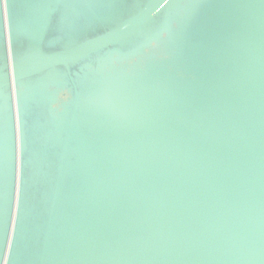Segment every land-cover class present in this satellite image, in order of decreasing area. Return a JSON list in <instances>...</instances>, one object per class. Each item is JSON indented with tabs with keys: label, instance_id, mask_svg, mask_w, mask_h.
Wrapping results in <instances>:
<instances>
[{
	"label": "water",
	"instance_id": "obj_1",
	"mask_svg": "<svg viewBox=\"0 0 264 264\" xmlns=\"http://www.w3.org/2000/svg\"><path fill=\"white\" fill-rule=\"evenodd\" d=\"M0 264H264V0H0Z\"/></svg>",
	"mask_w": 264,
	"mask_h": 264
}]
</instances>
